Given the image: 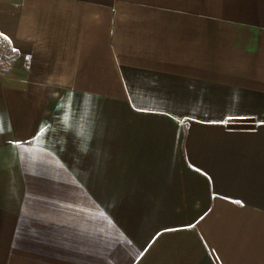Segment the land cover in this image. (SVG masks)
Returning a JSON list of instances; mask_svg holds the SVG:
<instances>
[{
  "label": "crops",
  "instance_id": "1",
  "mask_svg": "<svg viewBox=\"0 0 264 264\" xmlns=\"http://www.w3.org/2000/svg\"><path fill=\"white\" fill-rule=\"evenodd\" d=\"M0 264H264V0H0Z\"/></svg>",
  "mask_w": 264,
  "mask_h": 264
},
{
  "label": "snow or ice",
  "instance_id": "2",
  "mask_svg": "<svg viewBox=\"0 0 264 264\" xmlns=\"http://www.w3.org/2000/svg\"><path fill=\"white\" fill-rule=\"evenodd\" d=\"M5 39H7V37H5Z\"/></svg>",
  "mask_w": 264,
  "mask_h": 264
}]
</instances>
